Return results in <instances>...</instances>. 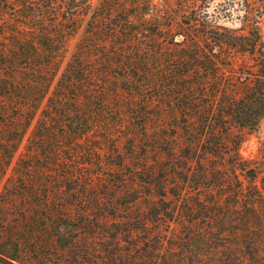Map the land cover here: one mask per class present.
<instances>
[{
  "label": "trees",
  "instance_id": "obj_1",
  "mask_svg": "<svg viewBox=\"0 0 264 264\" xmlns=\"http://www.w3.org/2000/svg\"><path fill=\"white\" fill-rule=\"evenodd\" d=\"M90 8L0 0V264H264V171L238 154L241 131L264 127L260 11L244 9L233 29L202 0ZM87 15L63 63L66 38ZM176 118L178 158L166 152ZM27 130L29 160L84 151L94 166L107 151L113 171L119 151L139 141L162 151L140 159L130 203L146 188L145 209L123 200L119 177L106 186L92 167L58 172L22 154L4 175ZM171 222L179 228L167 235Z\"/></svg>",
  "mask_w": 264,
  "mask_h": 264
},
{
  "label": "rangeland",
  "instance_id": "obj_2",
  "mask_svg": "<svg viewBox=\"0 0 264 264\" xmlns=\"http://www.w3.org/2000/svg\"><path fill=\"white\" fill-rule=\"evenodd\" d=\"M100 0H91V8L89 13L94 6L98 4ZM154 3H162L163 0H152ZM171 2H175V0H170ZM206 1L208 5V11H220L219 18L217 19L218 23L224 25L229 28L237 29L241 27V13L244 9L252 10V11H260L259 17L257 18L259 32L264 40V0H202ZM175 7V5L173 4ZM221 8L224 10L221 11ZM228 11V12H227ZM88 15L80 21V25L76 28V30L67 36L66 38V49L65 55L63 58L64 61L68 58L71 53L76 41L80 38V36L84 33L86 25L85 20ZM178 19V16L176 17ZM181 120L176 118L172 119L169 122L168 133L169 138L171 139V144L174 145V151H166L167 156L180 157L185 155L186 151H184L181 147L184 143V134L181 128ZM4 133L5 128L0 126V134ZM3 135V137H4ZM28 135V130L23 135L22 139L17 145L15 151L12 152V156L10 159V164L6 169L4 175H8L10 173V165H13L19 155H24V158H27V153L31 151H22L23 145L26 143V137ZM0 143H3L0 140ZM145 143V142H144ZM145 144H148L146 142ZM144 144V145H145ZM38 157H33L30 160H26L30 165H34V167H46L48 169H56L58 172L63 169V167H80L82 170L86 168L92 167V172H97L99 170L103 171L106 175V186L112 187L114 186V182L110 175H114V177H119L122 183H120L121 189L126 192L124 194L123 200L130 203V201L135 196L134 189L137 188V183H139L138 171L141 166V157H145L144 159L149 162L152 158L163 155L162 151H158L156 148H145L143 146L142 141L137 142V144L128 151L125 148H122L119 151L122 154V162L119 165L113 164V171L106 169L108 165V161L112 158L110 154H107V151H100L98 154H94V166H91L89 155L84 151H58L59 159L63 160V162L51 161L52 156H50V151H37ZM88 152V151H87ZM3 153L0 151V158ZM238 154L242 159L254 161L258 165H262L264 171V127L260 126L257 130L246 132L241 131V142L238 146ZM51 157V158H50ZM116 159V158H114ZM98 163V164H97ZM90 165V166H89ZM63 166V167H62ZM33 169V168H32ZM108 175V178H107ZM35 177V175H34ZM84 180V177H82ZM1 179V177H0ZM85 179H88V176H85ZM3 178L0 180V200L2 199L1 189H2ZM62 184L67 185V181H63ZM142 193V197L138 199L136 202H131V209L144 210L146 206V201L143 199V196L146 195V188L140 189ZM170 199H173L171 196H167ZM13 207V206H12ZM10 207V208H12ZM13 211V209L11 210ZM170 227L165 231L167 235L170 232H177L179 225L175 222L169 223Z\"/></svg>",
  "mask_w": 264,
  "mask_h": 264
}]
</instances>
